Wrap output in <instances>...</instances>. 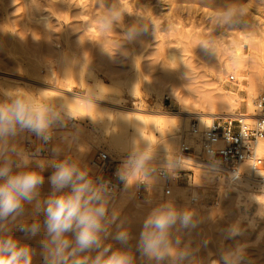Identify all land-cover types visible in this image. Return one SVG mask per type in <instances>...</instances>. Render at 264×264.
Listing matches in <instances>:
<instances>
[{
	"label": "rangeland",
	"instance_id": "1",
	"mask_svg": "<svg viewBox=\"0 0 264 264\" xmlns=\"http://www.w3.org/2000/svg\"><path fill=\"white\" fill-rule=\"evenodd\" d=\"M214 1L0 0V95L18 90L43 103L62 99L75 115L55 130L46 145L29 134L17 139L29 153L39 150L29 167L36 168L35 159L51 162L71 157L87 166L93 177L116 185L110 210L119 212L117 223L123 221L129 233L136 264H150L136 250L144 218L168 199L196 213L198 226L175 235L182 246L198 249L200 264H222V252L238 245L246 246L244 264H264V172L241 169L240 178L248 187L238 196L230 189L224 192L229 179L220 174V181H208L201 168L207 162L196 154L184 156L178 149L179 137L184 134L187 140L191 119L201 122L209 114L242 113L250 88L259 90L255 97L264 94V51L259 46L264 37V0H218L222 5L215 10L210 8ZM180 6L184 11L177 9ZM112 13H119L118 21L103 30L102 18ZM129 28L148 31L129 41ZM237 51L242 53V67ZM169 53L176 55L174 61L167 59ZM94 80L109 90L100 92L92 86L88 91ZM219 99L227 103L230 99L227 107H217ZM73 102L84 110H75ZM168 113L186 116L181 129L185 132L152 130L145 123ZM178 121L182 123V118ZM66 133L72 139L63 141L59 154L54 153L59 136ZM27 143L31 152L25 148ZM138 150L158 156L156 166L165 168L170 178L169 196H163V180L156 176L145 179L141 198L135 194L138 181L129 187L120 181L118 169L130 152ZM98 151L110 158L105 173L95 160ZM209 168L219 170L217 164ZM53 171L49 163L42 172V198L50 192L48 177ZM120 196L125 199L119 201ZM26 208L28 222L38 220L43 225V214L35 213L31 205ZM238 220L241 234L226 237V229ZM120 230L114 224L106 241L114 249L122 247L115 239ZM12 234L37 249L32 264H44L39 238L27 240L19 228Z\"/></svg>",
	"mask_w": 264,
	"mask_h": 264
},
{
	"label": "clouds",
	"instance_id": "2",
	"mask_svg": "<svg viewBox=\"0 0 264 264\" xmlns=\"http://www.w3.org/2000/svg\"><path fill=\"white\" fill-rule=\"evenodd\" d=\"M118 19L119 13L102 18V29L108 30ZM147 31L129 28L126 38L131 41ZM74 116L62 99L43 103L35 95L18 90L0 95V264H32L37 254V249L14 238L15 228L27 240L39 238L44 264H136L129 233L123 229V221L117 223L119 212L110 210V182L93 177L87 166L71 157L51 162L35 159L36 168H30L39 150L29 153L17 143L18 138L29 134L47 144L53 140L55 130L65 127ZM60 151L59 147L53 148L56 154ZM155 159L147 150L132 151L117 176L126 187L154 177L158 171ZM49 163L54 168L48 177L50 192L42 198V172ZM27 205L43 214V225L38 220L28 222ZM198 223L194 210L180 208L172 199L163 200L144 218L136 250L150 264H200L198 249L182 246L175 235L181 229H195ZM114 224L121 229L115 236L122 245L118 249L106 243ZM239 234L238 220L226 229V237ZM245 247L223 251L222 264H244Z\"/></svg>",
	"mask_w": 264,
	"mask_h": 264
},
{
	"label": "built area",
	"instance_id": "3",
	"mask_svg": "<svg viewBox=\"0 0 264 264\" xmlns=\"http://www.w3.org/2000/svg\"><path fill=\"white\" fill-rule=\"evenodd\" d=\"M228 79L232 80L233 76H229ZM186 137L192 139L198 145V150L183 136L178 146L181 154L188 157L196 154L194 157L218 164L223 172L227 173L226 177L228 178L230 176L234 177L233 179L240 177L244 165L251 171H256L264 163V159H262L264 157L257 151L259 141L264 140V94L258 95L253 100V114L250 118L240 112L215 115L209 124L203 128L197 120L191 119L188 123ZM42 145L46 144L42 143ZM25 148L31 152L28 143ZM40 150L46 151L44 148H40ZM95 160L105 173L106 166L110 162L109 156L105 152L98 151ZM156 167L158 171L154 176L163 180L162 194L163 196H169L170 178L168 173L165 168ZM111 176L115 177L114 174H111ZM104 180L110 182L108 179ZM110 185L114 194L117 186L111 182ZM145 185H147L145 180L138 181L136 198L144 196L141 188Z\"/></svg>",
	"mask_w": 264,
	"mask_h": 264
},
{
	"label": "bare ground",
	"instance_id": "4",
	"mask_svg": "<svg viewBox=\"0 0 264 264\" xmlns=\"http://www.w3.org/2000/svg\"><path fill=\"white\" fill-rule=\"evenodd\" d=\"M173 1H175V2H183V1H192V2H199L200 3V0H173ZM202 1V0H201ZM217 1L218 0H216V1H214V3L213 2H210L211 4V6H210V8L212 9H216L218 6H220V5H222L221 3H217ZM209 2V1H208ZM207 2V3H208ZM217 3V4H216ZM98 4H100V3H98ZM202 4V3H201ZM207 5V4H206ZM222 8H224V6L222 7ZM180 12L181 11H184V7L182 8V6H180L179 8H177ZM187 9L189 10L190 9V7L188 8L187 7ZM192 9V8H191ZM194 9V8H193ZM188 10H187V13H190V12H188ZM197 10V9H196ZM177 11V10H176ZM191 11V10H190ZM195 11V10H194ZM193 11V12H194ZM186 12V11H185ZM35 14V13H34ZM34 14H32V15H34ZM180 16V14H177L176 16ZM259 42H260V47H261V49H262V51H264V37H262V38H260V40H259ZM241 55H242V53L240 52V51H237V53L235 54V57H236V59L238 60L237 62L241 65V67L243 66L242 64H243V60H242V57H241ZM167 59H169V60H171V61H174L175 60V58H176V55L174 54V53H169V54H167ZM98 87V90L100 91V92H103L104 90L106 91V90H109V89H107V87H105L104 85H102L100 82H97L96 80H94V82H93V84L92 85H90V87H88V91L89 90H91L92 91V88L93 87ZM249 87H251V86H249ZM245 89V88H244ZM257 89H259V88H257ZM258 92H259V90H256V88H250L249 90H248V95H247V98L245 99L246 100V110H244V112H242L243 113V115L244 116H246L247 118H250V116L253 114V98L256 96V94H258ZM136 93L137 94H139L140 95V93H138V91H136ZM72 97V96H71ZM256 98V97H255ZM164 99H168L167 97H164ZM226 100H228V99H226ZM229 101H230V99H229ZM229 101H228V103H229ZM227 101H223V100H216V102H215V104L217 105V107H227ZM73 105H74V109L75 110H77V111H79V112H82L83 110H84V106L83 105H80L79 103H76V102H73ZM230 107V106H229ZM227 110V109H226ZM142 114H144V113H142ZM146 114V113H145ZM147 116H153L152 114H146ZM212 114H209V116H210V118H208L207 120L206 119H204V120H206V121H201V122H199L200 124H204V125H207V124H209V122L211 121V119L213 118L212 116H211ZM215 115H217V114H215ZM158 116H160V117H152V118H147L146 120H145V123H147L148 125H149V129L151 128L152 130L155 128V127H160V128H165V129H167V130H169V131H171V132H173L174 134H175V132H179V131H181V132H183L181 129L184 127V123H183V120H186V116L185 115H179V114H164V115H158ZM108 117L110 118H114V121L115 120H117V116L115 117H113V115L111 116V115H109L108 114ZM179 118H182V123H181V121H178V119ZM199 124V125H200ZM187 130H188V125H187V129H186V133L185 134H187ZM185 132V131H184ZM183 136H184V134L183 135H181L180 137H179V140H178V145L180 144V142L182 141V138H183ZM59 138H60V142L58 143V145L56 146V147H60L61 145H62V143H63V141H65V142H68L69 140H71L72 139V136H71V134H61V136H59ZM186 139L189 141V143H191L195 148H196V150H198V145L197 144H195V142L192 140V139H190V138H188V137H186ZM54 145H56V144H54ZM65 145V144H64ZM257 151L262 155V157H264V140H262V141H259V143H258V145H257ZM180 153V152H179ZM181 154V153H180ZM183 155V154H182ZM156 156V155H155ZM184 156H187V155H184ZM158 157V156H157ZM156 157V158H157ZM188 157V156H187ZM194 158V157H193ZM195 159V158H194ZM202 161H206L207 163H203L202 165H201V168L203 169V172H204V177L208 180V181H217V180H219V175L221 174V175H223V176H225V178H227V179H229V181H227L226 182V180H225V178L223 177V181H225L226 182V184L224 185V192L225 191H227V189H230V190H232V191H234L238 196L244 191L243 189L245 188V187H248L247 186V184L246 183H244L243 182V179L242 178H240V177H237V178H235V179H233L234 177H226L227 176V173L224 171L223 172V170L222 169H220L221 167L217 164V166H218V168H219V170H221V172L219 171V170H216V169H214V170H212V169H210L209 167L210 166H215V164L216 163H214V162H211V161H209V160H202ZM209 166V167H208ZM262 171V172H264V163H262V167H260L259 169H257L256 171ZM242 171L245 173V172H250V173H254V172H256V171H251L247 166H243L242 167ZM226 174V175H225ZM220 181V180H219ZM238 183H240V184H242L241 186H240V184H238ZM115 193H117V190H115ZM121 195V194H120ZM121 197V196H120ZM119 197V198H120ZM121 199V200H120ZM120 199H118L119 201H123L124 199H125V197H121Z\"/></svg>",
	"mask_w": 264,
	"mask_h": 264
}]
</instances>
